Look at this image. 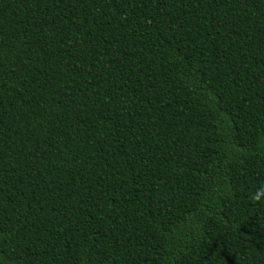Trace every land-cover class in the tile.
Returning a JSON list of instances; mask_svg holds the SVG:
<instances>
[{"label": "trees", "instance_id": "16d2710c", "mask_svg": "<svg viewBox=\"0 0 264 264\" xmlns=\"http://www.w3.org/2000/svg\"><path fill=\"white\" fill-rule=\"evenodd\" d=\"M0 264H264V0H0Z\"/></svg>", "mask_w": 264, "mask_h": 264}]
</instances>
